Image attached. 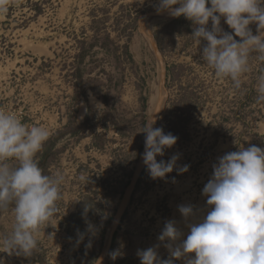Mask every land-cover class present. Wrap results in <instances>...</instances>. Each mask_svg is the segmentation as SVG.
I'll return each instance as SVG.
<instances>
[{"label": "rangeland", "instance_id": "rangeland-1", "mask_svg": "<svg viewBox=\"0 0 264 264\" xmlns=\"http://www.w3.org/2000/svg\"><path fill=\"white\" fill-rule=\"evenodd\" d=\"M158 2L8 0L0 12V104L23 108L27 120L49 130L36 158L45 174L64 175L37 251L26 257L0 248L4 264H141L138 250L150 247L169 259L166 245L180 244L187 225L211 208L202 189L218 158L264 149V102L256 93L264 61L253 52L235 89L201 59L207 42L198 45L192 22L157 13ZM250 27L255 34L256 24ZM221 28L233 32L223 17ZM155 91L153 127L178 138L157 161L179 158L165 178L153 179L142 130L153 118ZM180 205L193 206L194 215L186 220ZM168 221L182 233L176 242L159 239ZM13 225L11 209L0 212V238Z\"/></svg>", "mask_w": 264, "mask_h": 264}, {"label": "clouds", "instance_id": "clouds-1", "mask_svg": "<svg viewBox=\"0 0 264 264\" xmlns=\"http://www.w3.org/2000/svg\"><path fill=\"white\" fill-rule=\"evenodd\" d=\"M7 4L8 0H0V12ZM156 11L191 21L195 26L191 35L198 45L207 42L201 59L217 78H229L235 89L241 88V77L250 70L253 52L264 61V0H159ZM221 17L232 33L223 31ZM256 93L257 101L264 102V72L257 77ZM157 112L142 130L146 134L143 161L153 179L165 178L179 158L157 161L178 139L153 127ZM49 135L47 128L28 125L14 112L0 110V212L11 209L14 215L11 233L0 238L2 252L32 256L38 249L39 230L51 225L57 211L64 175L45 174L36 158ZM187 170L188 165L179 169ZM79 179L87 180L84 175ZM202 195L211 208L201 220L187 225L190 232L180 244L166 245L171 258L160 260L150 247L138 250L141 264H174L173 258L191 253L195 255L188 256L186 264H264V149L240 147L219 157ZM179 212L186 220L194 215L191 205H180ZM181 235L175 222L168 221L159 239L176 242ZM110 255L115 260L121 253Z\"/></svg>", "mask_w": 264, "mask_h": 264}, {"label": "built area", "instance_id": "built-area-1", "mask_svg": "<svg viewBox=\"0 0 264 264\" xmlns=\"http://www.w3.org/2000/svg\"><path fill=\"white\" fill-rule=\"evenodd\" d=\"M0 110L14 112L22 119L24 123L28 125H33V122H31L30 120H27V114H25L23 108H14L13 104H10L9 102H7V103H3L2 106L0 104Z\"/></svg>", "mask_w": 264, "mask_h": 264}, {"label": "bare ground", "instance_id": "bare-ground-1", "mask_svg": "<svg viewBox=\"0 0 264 264\" xmlns=\"http://www.w3.org/2000/svg\"><path fill=\"white\" fill-rule=\"evenodd\" d=\"M155 90H158V89H155ZM159 102H160V94L158 91H155L154 93L151 94V97H150V109H149L150 115H152L153 112L157 110Z\"/></svg>", "mask_w": 264, "mask_h": 264}]
</instances>
